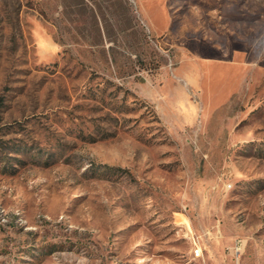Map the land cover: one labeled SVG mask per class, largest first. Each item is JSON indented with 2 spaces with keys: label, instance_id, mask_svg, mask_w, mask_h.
Segmentation results:
<instances>
[{
  "label": "rangeland",
  "instance_id": "374dc122",
  "mask_svg": "<svg viewBox=\"0 0 264 264\" xmlns=\"http://www.w3.org/2000/svg\"><path fill=\"white\" fill-rule=\"evenodd\" d=\"M240 239L264 264V0H0V264Z\"/></svg>",
  "mask_w": 264,
  "mask_h": 264
},
{
  "label": "built area",
  "instance_id": "2783aa9c",
  "mask_svg": "<svg viewBox=\"0 0 264 264\" xmlns=\"http://www.w3.org/2000/svg\"><path fill=\"white\" fill-rule=\"evenodd\" d=\"M232 187L231 184H226L225 185V188L226 189H230ZM244 247V241L243 240H237L235 246L233 247V250L235 252V255H236V259H237V262L239 264V261H240V256H241V251ZM203 255V251L202 249L199 247V245L197 244V242H195V255L194 257L197 259V258H201Z\"/></svg>",
  "mask_w": 264,
  "mask_h": 264
},
{
  "label": "crops",
  "instance_id": "0c3cea01",
  "mask_svg": "<svg viewBox=\"0 0 264 264\" xmlns=\"http://www.w3.org/2000/svg\"><path fill=\"white\" fill-rule=\"evenodd\" d=\"M202 249V248H201ZM203 256V255H202Z\"/></svg>",
  "mask_w": 264,
  "mask_h": 264
},
{
  "label": "bare ground",
  "instance_id": "6f19581e",
  "mask_svg": "<svg viewBox=\"0 0 264 264\" xmlns=\"http://www.w3.org/2000/svg\"><path fill=\"white\" fill-rule=\"evenodd\" d=\"M195 254V253H194Z\"/></svg>",
  "mask_w": 264,
  "mask_h": 264
}]
</instances>
